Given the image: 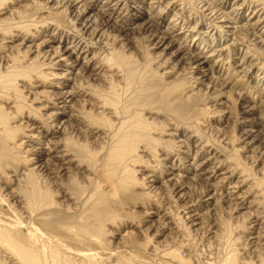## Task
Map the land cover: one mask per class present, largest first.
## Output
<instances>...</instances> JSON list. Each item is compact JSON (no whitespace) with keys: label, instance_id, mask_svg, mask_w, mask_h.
Returning <instances> with one entry per match:
<instances>
[{"label":"bare ground","instance_id":"6f19581e","mask_svg":"<svg viewBox=\"0 0 264 264\" xmlns=\"http://www.w3.org/2000/svg\"><path fill=\"white\" fill-rule=\"evenodd\" d=\"M29 1L37 5L35 11H23L22 5H29L21 3V13L13 11L15 20L0 16V34L9 42L0 45L9 50L18 40L16 45L23 43L27 53L12 57L5 67L0 64V264H149V256L156 264H192V259L195 264H264V226L249 220L255 197L247 200L249 187L241 190L252 177L247 183L261 194L256 200L261 199L257 202L264 211V0ZM39 26L43 31L34 39L31 29ZM63 31L71 34L56 42L53 35L60 32L61 38ZM136 33L151 36V48L169 55L168 69L181 76L177 81H161L150 65L153 57L146 63L151 68L143 64L139 70L129 52L119 50ZM127 34L134 36L125 39ZM196 83L212 89L210 99L219 108L211 116L229 118L236 102L246 124L242 145L259 165V175L235 153L228 156L233 165L225 166L214 156L216 149L201 154L205 143L197 149L201 130L193 126L208 111L204 103L191 102L196 96L187 85ZM157 107L171 120L162 112L161 117ZM165 119L172 126L163 130ZM179 126L193 129L176 135ZM193 145L194 156L187 160ZM233 146L229 150L234 152L238 147ZM140 155L155 163L146 168ZM142 161L140 173L136 163ZM192 181L203 188L195 198L186 186ZM129 185H144L142 196L148 200L137 202ZM167 185L174 189V201L162 189ZM218 203L246 210L240 214L249 221L240 227L249 230L248 237L226 216L222 230L210 232L218 243L208 240V247L217 248L201 259L196 241L195 246L183 237L199 235L206 218L220 209ZM172 207L182 213L180 223ZM132 209L163 229L165 243L155 239L157 245L152 244L150 233L142 235L143 242L137 240L144 228L127 219ZM134 225L135 231L128 229ZM133 233L137 238H130ZM129 239L133 241L124 243ZM239 239L245 249L238 246ZM118 241L124 243L121 248ZM180 250L186 251L185 258Z\"/></svg>","mask_w":264,"mask_h":264},{"label":"rangeland","instance_id":"374dc122","mask_svg":"<svg viewBox=\"0 0 264 264\" xmlns=\"http://www.w3.org/2000/svg\"><path fill=\"white\" fill-rule=\"evenodd\" d=\"M17 0H6V1H3L4 3H2L1 5L3 6H0V16H8V18L6 19L7 21H9V20H11V21H13V20H15V18H16V12L14 13L13 11H17V12H20L21 13V11L23 10V11H28L27 9H31L32 11L34 10H36L37 9V5L35 6L34 4L32 5V4H29V0H18L17 2H16ZM0 2H1V0H0ZM21 3H28V5L29 6H23L22 5V10H21V7L19 6V4H21ZM5 6V7H4ZM13 7V8H12ZM16 7H17V9H16ZM19 7V8H18ZM6 8H7V10H6ZM12 8V11L10 10ZM36 8V9H35ZM19 9V10H18ZM11 11V12H10ZM40 11V10H39ZM7 12H10V13H7ZM6 13H7V15H6ZM15 14V15H14ZM11 15V17H9ZM12 15H13V18H12ZM68 14L67 13H63V16H64V18L67 16ZM11 21H9V22H11ZM164 23V22H163ZM42 25V24H41ZM71 26V25H70ZM40 27V26H39ZM42 28H44V26L42 25L41 26ZM41 27L40 28H38L37 29V31L34 29V28H32L31 29V33H33L32 35L34 36L33 38L35 39L36 37H39L40 35H41V31H43V29H41ZM41 31H40V30ZM64 32V35H62V37L60 38V32L58 33H55V35H53L54 37H55V41L57 42L58 40H62L63 38H64V36H68L69 34H71L70 32L68 33L67 31H63ZM112 32V31H111ZM111 32H109L110 34H111ZM36 34V35H35ZM118 34V33H117ZM20 35V34H19ZM128 35V36H127ZM127 35H124L123 37L125 38V39H127V38H129V37H133L134 35H131V34H127ZM23 36V35H22ZM125 36H127V37H125ZM139 36V37H138ZM137 36V33H136V36H134L133 38H132V40H133V42L131 41H127V46H129V47H125L126 46V44L124 45V46H122V48L121 47H119V50H121L122 49V51H123V49H124V51L123 52H125L126 54L128 53L129 54V56L131 55V57H132V59H133V65L135 66V67H137L139 70L141 69V66L143 65V64H146V63H150V65L152 66V69L154 70V67H155V70L157 71V76H159V78H161V81H163V79L165 80V78H166V80L165 81H171V82H174L175 80H176V78H177V80H178V78L179 77H181V76H175V71H173V70H169L168 69V67L171 65V62H172V60H171V58L169 57V55H165L164 53H161L160 51H159V49H156V48H151V45H149V43H150V41L152 42V38H151V36L149 37V36H144L143 34H140V35H138ZM141 36V37H140ZM2 35L0 34V39H2ZM57 37V38H56ZM143 37V38H142ZM145 37V38H144ZM148 37V39H146ZM14 38H17V37H14ZM124 38H122L124 41H125V39ZM139 38V39H138ZM151 38V39H150ZM6 39H9V38H6ZM134 39H135V41L137 42H135L134 41ZM2 40H4V41H2ZM2 40H0V43H1V45H6L7 43H9V42H6L5 41V39H2ZM147 40V41H146ZM2 41V42H1ZM18 42V40H16V41H14L13 42V44H15V45H13L12 46V48H9V50L8 49H6L5 47H3V46H1L0 45V60H1V62H0V64L3 66V67H5L6 66V64H8V63H10L9 61H10V59L12 58V57H14V56H17V55H20V56H22V54H24V52L26 53V51H23V43H21V45H16V43ZM115 42H117V41H115ZM126 42V41H125ZM135 42V43H134ZM145 42V43H144ZM138 43H140L137 47H135ZM144 43V44H143ZM133 44V45H132ZM146 44V46H144ZM142 45V46H141ZM96 45H92V47H90V49L91 50H96L97 51V49H95L96 47H95ZM22 47V48H21ZM142 47V48H141ZM126 48V49H125ZM136 48V49H135ZM139 48V49H138ZM116 49H118V48H116ZM130 49V50H129ZM9 51H10V53H12V54H10L9 53ZM18 51H19V54H18ZM159 51V52H158ZM22 54H21V53ZM27 54V53H26ZM97 54V53H96ZM95 54V55H96ZM147 54H149V56L147 55ZM5 55V56H4ZM32 55V54H31ZM98 55V56H97ZM96 55V57H100L99 56V54H97ZM3 56V57H2ZM7 56V57H6ZM148 56V57H147ZM167 56V59H165V57ZM152 57L154 58V61H153V59H152ZM4 58V59H3ZM6 58V59H5ZM98 58L95 60V61H97L98 60ZM170 58V59H169ZM146 59H147V61H146ZM152 59V60H151ZM165 59V60H164ZM8 60V61H7ZM148 60L150 61V62H148ZM164 60V61H163ZM3 61H5L4 62V64H3ZM146 61V62H145ZM163 61V62H162ZM169 61H171V62H169ZM166 62V63H165ZM6 63V64H5ZM164 63V64H163ZM159 64V65H158ZM228 64H231L230 62L228 63ZM0 65V68H2V66ZM146 65H148V64H146ZM153 65H155V66H153ZM158 65V67L156 68V66ZM164 65H166L165 67L167 68H165L164 67ZM149 66V65H148ZM151 66H149L150 68H151ZM160 68H161V70H160ZM166 69V70H165ZM230 69V68H229ZM154 70V71H155ZM164 70V71H163ZM167 71V72H166ZM163 73V74H162ZM154 74H155V72H154ZM173 74V75H172ZM165 75H166V77H165ZM168 75V76H167ZM188 75V74H187ZM157 76H156V74H155V77L157 78ZM164 76V77H163ZM173 76V77H172ZM235 76V73L232 75V77L231 78H233ZM172 79H171V78ZM155 78V79H156ZM167 78H168V80H167ZM191 78V77H190ZM189 79V78H188ZM176 80V81H177ZM243 81V80H242ZM95 82V81H94ZM242 83V82H241ZM200 87H199V86ZM191 86V87H190ZM195 88H194V87ZM187 87H189L190 89H192V90H194V91H192L193 93H192V96L194 95V96H196V100H195V97L193 98V97H191V98H193V99H191V102L192 103H196V104H200L201 103V105H203L202 103H204V106H205V111L207 110L208 111V114H207V112H206V114L207 115H205V113H204V115H202L201 116V120L197 123V124H199V125H195V126H193V128L195 129H197V130H201V132L203 133V134H201V132H198V133H200L199 134V137L198 138H196L197 136H195L194 138H196L197 139V143H199V144H196L195 143V145L197 146V149H198V147H199V145L200 146H202L203 145V143H205L203 146V149H202V153L201 154H206V149H207V151H210V150H212V151H214L215 149H216V151L217 152H215V154H214V156L216 157V156H218V157H216L218 160H222L223 161V163H225V164H223V165H233V161H232V163H230L231 162V157L229 158L228 156L231 154H233V153H235L236 154V156L238 157H236V159L237 160H240V161H242V163H243V166L246 168V169H248V170H251V172H254L255 174H257V175H259L258 173H257V168H259V165L257 166V165H255L256 164V162H254V160H252L251 159V161H250V157H248V155H249V153L250 152H248V151H246V149L248 150V148H245V146H243L242 144H243V142H244V136H242V135H244V134H242L241 133V130L243 129V128H245L246 126V124H245V122H243V121H241L240 119V116H242V114L239 112V109L237 108V104H236V102H232V104H231V106H230V112H229V115H228V117L229 118H226L225 116H223V115H221L220 117H217V116H211L212 115V113H211V111H213V110H217V108H219V106L218 105H213V100L212 99H210L211 97L209 96V95H211L210 93L212 92V89H210V90H208V89H205V86H204V84L203 83H196V84H192V85H190L189 84V86L187 85ZM184 88V89H189V88ZM193 87V88H192ZM197 87H198V89H197ZM96 88H99V86L97 85L96 86ZM201 89V90H200ZM198 90V91H197ZM207 90V91H206ZM25 89H24V91L22 90V92L24 93V94H26L25 93ZM206 91V92H205ZM198 92V93H197ZM201 92V93H200ZM204 92V93H203ZM196 93V94H195ZM202 94V95H201ZM206 94H208V96L206 95ZM226 94H228V93H226ZM202 96H204V97H202ZM197 97H198V99H197ZM29 98H31L30 97V94H27V96H26V100H29ZM201 98H204V99H202L201 100ZM38 100L39 99H37V100H33L32 101V103H34L33 105H37L38 104ZM195 100V101H194ZM37 101V102H36ZM211 103H210V102ZM36 102V103H35ZM188 102V101H187ZM191 102H189V103H191ZM208 104H210V105H208ZM206 105H208V106H206ZM211 106V107H210ZM213 106V107H212ZM206 107H208V109H206ZM158 109H159V107H157ZM209 108H210V110H209ZM212 109V110H211ZM235 109V110H234ZM155 110H157L156 108H155ZM234 110V111H233ZM159 112H160V116L162 117L163 116V114L161 115V112H162V110L160 111V109H159ZM162 113H165L164 115L167 117V119H170L171 120V117H170V115H169V113H167V112H162ZM167 113V114H166ZM211 117H209V116ZM206 117V118H202V117ZM208 116V117H207ZM164 118V117H163ZM163 118H157L158 120H162ZM208 118V119H207ZM217 118V119H216ZM205 119V120H204ZM206 119H207V121H206ZM223 119V120H222ZM229 119V120H228ZM232 119L234 120V121H232ZM168 120H164V122L162 121L161 122V124L160 123H158V124H160L161 126L163 125V124H165V125H163L162 127H166V128H164L163 130H166V129H168V128H171V124H168V123H170V122H167ZM172 121L174 122L175 120H173V118H172ZM204 121V122H203ZM225 121V122H224ZM212 122V123H211ZM229 122V123H228ZM227 123V124H226ZM225 124V125H224ZM25 124H23V122H22V126H24ZM169 125V126H168ZM202 127H201V126ZM205 127H204V126ZM213 125V126H212ZM215 125V126H214ZM224 125V126H223ZM167 126H168V128H167ZM199 129H198V128ZM207 127V128H206ZM214 127V128H213ZM215 127H217V128H219L220 130L217 132L216 130H215ZM24 128H25V126H24ZM23 128V130H25ZM192 128V129H193ZM204 128V129H203ZM229 128V129H228ZM191 128H182V126L180 127H178V130L176 131V135H180V134H188L189 135V133H191V131L190 130H192ZM223 129H224V131H223ZM162 130V131H163ZM187 130V131H186ZM228 130H230L229 132H228ZM158 131H160V130H158ZM157 131V132H158ZM161 131V132H162ZM170 131H172V130H170ZM232 131V132H231ZM161 132H158V133H161ZM205 132V133H204ZM88 133V132H87ZM220 133V134H219ZM225 133H228L227 135L225 134ZM89 134V133H88ZM210 134H211V136H212V138L210 137ZM240 134V135H239ZM162 135H164L163 133H162ZM200 135H202V137L200 136ZM208 136V138H206L207 140H209V141H205L206 139H205V137H207ZM214 136V137H213ZM228 136V137H227ZM232 136V137H231ZM235 136V137H234ZM85 137H88V135L87 134H85ZM163 137H165V138H170L171 136H168V135H164ZM202 138V140H201V138ZM172 138V137H171ZM205 140H204V139ZM219 138V139H218ZM231 138H232V140H231ZM233 138H236L237 140H234ZM239 138V139H238ZM200 139V140H199ZM212 139V140H211ZM227 140V142L226 143H223V142H225L224 140ZM215 140V141H214ZM216 140H217V142H216ZM214 141V142H213ZM223 141V142H222ZM210 144H209V143ZM214 144H213V143ZM217 144H216V143ZM229 142V143H228ZM206 143H208V144H206ZM223 143V144H222ZM212 145V146H211ZM215 145H219V146H216V148L214 147ZM233 145H235L236 147H238L237 148V150L236 151H230V150H233V148H234V146ZM159 146V145H158ZM162 145H160L159 146V148L162 150L163 148L161 147ZM170 146H172L171 144H170ZM195 146V147H196ZM207 146V147H206ZM222 146V147H221ZM223 146H227V147H229V148H227V147H223ZM194 147V145L193 146H190L189 147V149L187 150V152H189L188 153V155H187V158H185V159H187V160H192L191 158L194 156V150L196 149ZM213 147H214V149H213ZM158 148V150H157V152H158V154H160L161 152H160V149ZM172 148H173V146H172ZM205 148V149H204ZM208 149H210V150H208ZM230 149V150H229ZM239 149V150H238ZM164 150V149H163ZM190 150V151H189ZM229 150V151H228ZM175 150H173V152H174ZM176 152V151H175ZM200 151H198V153H199ZM204 152V153H203ZM223 152V153H222ZM232 152V153H231ZM226 153V156L224 155ZM230 153V154H229ZM175 154V153H174ZM172 155V158H175L176 156L175 155ZM219 154V155H218ZM183 155V154H182ZM230 155V156H231ZM240 155V156H239ZM247 156V157H245V159H244V157L243 158H241V156ZM141 156V158H140V160H143L144 162H146L144 165H145V167H146V164H147V167L146 168H150L151 167V165L152 164H154L155 162V159L154 160H151L152 158H150V157H147V156H145L144 158H143V156L142 155H140ZM224 156V157H223ZM188 157H189V159H188ZM198 157V156H197ZM226 157L227 158H229V159H226ZM171 158V159H172ZM196 158V157H195ZM221 158H224V159H221ZM247 158V159H246ZM197 159V158H196ZM245 161H244V160ZM147 160V161H146ZM151 160V161H150ZM228 160V161H227ZM233 160H235V159H233ZM143 161H142V163H136V168H141V170L140 169H136L137 171H139L140 173H141V171H142V167L141 166H144L143 165ZM164 162H166V160H163ZM162 161V162H163ZM227 161V162H226ZM230 161V162H229ZM217 162V161H216ZM216 162H214V163H216ZM230 163V164H226V163ZM250 162V163H249ZM251 162L253 163L252 165H251ZM137 164H141V165H137ZM148 164L150 165V167H148ZM254 165V166H253ZM248 166V167H247ZM134 167V168H135ZM253 170V171H252ZM136 171V173H134V176L135 175H137V176H139L140 175V173H138ZM256 171V172H255ZM253 181V178L251 177L249 180L247 179L246 181H244L245 183L243 184V186H242V189L241 190H243V189H245L244 191H247L246 189H248V187H249V192L247 193V200H250V199H252L253 197H255V198H253V202L254 203H256V204H254L253 202V205L251 204V208H250V211L251 210H253V212L255 213V214H253V212L251 211V217H250V219L249 220H251V219H254L255 220V223H257V224H261V226H264L263 225V223H264V211H262L263 209V207H262V205H260V204H258V200H261V199H258V200H256L257 198H260L261 197V194L259 193V192H256L255 190H256V187H254V186H250L251 185V183H247V182H252ZM193 183V184H192ZM199 184L200 183H198V182H191L190 183V185H186L187 187H188V189H189V193H190V195L192 196V197H197L198 195H200V191L203 189L202 187H201V184H200V186H199ZM228 184V183H227ZM165 185V184H164ZM131 185H129V187H130ZM134 187H135V185H133ZM130 187V188H132L131 190L130 189H128L130 192H135L134 193V197H135V195H137L138 196V198L137 199H135L136 201L137 200H139L140 198L142 199V201L143 202H146L147 200H146V196L143 194V196H142V192L145 190L143 187H144V185H139L138 187H136V188H134V187ZM254 187V188H253ZM173 188V187H172ZM170 186H163L162 187V189L165 191V194H167V197H169V199H170V201L171 200H173L174 201V198L171 196L173 193H174V189H172ZM202 188V189H201ZM253 190H252V189ZM140 189V190H139ZM201 189V190H200ZM136 190V191H135ZM143 190V191H142ZM191 190V191H190ZM194 190H196V191H194ZM200 190V191H199ZM142 191V192H141ZM221 191H222V188H221V190H219V193H221ZM251 191V192H250ZM253 191V192H252ZM258 193V194H256V193ZM171 193V194H170ZM170 194V195H169ZM140 195V196H139ZM202 195V194H201ZM259 195V196H258ZM170 196H171V198H170ZM258 196V197H257ZM135 200H129V201H131V202H133V201H135ZM146 200V201H145ZM199 200H201L200 199V196H199V198H198V202H199ZM255 200V201H254ZM135 201V202H136ZM252 201V200H251ZM137 202H139V203H141V201L139 200V201H137ZM172 204H175L174 202H171ZM176 203H177V200H176ZM180 204H182L181 202H180ZM219 204V206L221 205L220 203H218ZM258 205H260V206H258ZM137 206H139V205H137ZM172 206H174V205H172ZM225 206H220V209H219V207H217V209H216V211H215V213H213L211 216H209V217H207L206 218V220H205V222H204V229H203V232H202V229H201V233L199 234V235H194L193 233H191L190 234V236L189 237H183L184 239H185V241H186V239L187 238H189V240L191 241L192 240V242H193V244H194V241H196V243H197V245L198 246H196V243L194 244L196 247H197V251H201V253H203V254H201L200 255V258H201V256H202V258L201 259H203L204 257L206 258V257H209V256H211L210 255V253L212 252V251H214V248H217L216 247V245H212L211 247H212V250H211V247H208V240H210V241H212V243L211 244H216V243H218V242H216V241H214V239H211L210 238V236H212L213 234H210V232H212L215 228H217V229H215V230H222L221 228L222 227H224V226H221L222 224V222H223V225L225 224V222H224V220L223 219H225V221L226 222H228L227 220H229V223L232 221V223L235 225V223H236V228H237V230L238 231H240V233H242V235H243V237H244V235H247L246 237H244V238H247L248 237V232H249V230H245L244 232H243V230H244V228H241L240 226V224H244V223H246V222H248L247 221V219L246 218H244L243 219V216H244V214H240V212H242V211H246V210H238V209H232V208H229V207H225V209H223L222 210V208H224ZM175 208V207H174ZM137 209H139V207L138 208H136V210ZM172 209H173V207H172ZM133 210H135V209H132L130 212L129 211H127L126 213L127 214H129L130 213V215H129V217L127 218V219H129L130 221H132V222H134L135 224H139V225H142L141 227L142 228H144V230H142V234L140 233V234H138L139 235V239L136 237L137 236V234L136 233H133L132 234V236L130 237V238H137V240L139 241V242H141L142 240L140 239V238H142L143 236L142 235H147V234H153V235H151L150 236V240L153 238V241H149V242H151L152 244H154L155 243V241L156 240H163V243H165V238H164V234H165V232H163L162 230V228L160 227H158V225H157V223L156 222H154V224H152V225H150V222H148V221H145L146 219H147V217H142L141 216V213H136L137 211H133ZM174 211L176 210H178L177 211V214H178V212H179V217L177 216V218L180 220L179 221V223L181 222V219L182 218H180L181 216H180V211H179V209H173ZM228 210V211H227ZM236 210V211H235ZM132 211H133V213L134 214H136V215H133V217L131 216L132 214ZM174 211H172V212H174ZM175 211V212H176ZM234 211V212H233ZM225 214H224V213ZM227 213V214H226ZM139 214H140V220H139V218H137L138 220H139V222H137L138 220H136V217H138L139 216ZM182 214V213H181ZM220 214V215H219ZM253 214V215H252ZM257 214V215H256ZM175 215H176V213H175ZM217 215V216H216ZM259 215V216H258ZM131 216V217H130ZM226 216H230L228 219L226 218ZM253 216V217H252ZM255 216H258V217H255ZM212 217H214V218H212ZM225 217V218H224ZM143 220H142V219ZM227 219V220H226ZM185 220H183L182 221V223L184 222ZM215 221V222H214ZM236 221V222H235ZM242 221V222H241ZM148 222V223H147ZM260 222V223H259ZM208 223V224H207ZM221 224V225H220ZM231 224V223H230ZM147 225L149 226V227H147ZM206 225V226H205ZM209 225V226H208ZM219 225H220V227H219ZM146 226V227H145ZM239 226V227H238ZM135 225L133 226V227H130V228H128V229H131V230H136L135 228ZM219 227V228H218ZM158 228H159V230H158ZM207 229V230H206ZM213 229V230H212ZM241 229V230H240ZM209 230V231H208ZM168 231V230H167ZM147 232V233H146ZM163 232V233H162ZM217 232V231H216ZM195 233V232H194ZM244 233V234H243ZM192 234H193V236H192ZM141 235V236H140ZM153 236V237H152ZM166 236V235H165ZM196 236V237H195ZM152 237V238H151ZM167 237V236H166ZM181 236H177L176 237V239L177 240H179V239H181L180 238ZM209 237V238H208ZM182 238V239H183ZM193 238H194V240H193ZM204 238V239H203ZM108 239H109V237H108ZM156 239V240H155ZM197 239V240H196ZM203 239V240H202ZM243 239V238H242ZM130 241H133V239H129V240H126L124 243H128V242H130ZM262 240H260L259 242H261ZM119 242V241H118ZM143 242V241H142ZM199 242H202V243H205V244H203V245H207V247L208 248H210V250H208L207 251V247H206V250H205V247L202 245V243H200L199 244ZM241 242H244V240L242 241V240H238L237 241V244H239L238 246H240V248L242 247V248H246V247H243L244 245V243H241ZM245 242H246V240H245ZM111 243V242H110ZM121 242H119V244H118V246H120L119 248H121V246H122V244H124V243H121ZM207 243V244H206ZM112 244V246H113V243H111ZM129 244V243H128ZM150 244V243H149ZM151 245V244H150ZM155 245H157L156 243H155ZM193 245V246H194ZM194 246V247H195ZM203 246V247H202ZM248 246H250V245H248ZM202 249H204V250H202ZM218 250V249H217ZM264 249H262L261 251H263ZM206 253H205V252ZM242 250H239L238 252H241ZM183 250H180V253H181V256L182 257H184L185 258V256H187V254H186V251L184 252L186 255H184L183 254ZM209 252V253H208ZM205 253V254H204ZM146 254V253H145ZM207 254H209V255H207ZM141 255V254H140ZM147 255V254H146ZM207 255V256H206ZM244 255V254H243ZM147 257H148V255H147ZM150 257V258H149ZM146 260H148V261H150L151 263H149V264H156L157 263V259H155L154 257V259H151V256H149ZM204 258V259H205ZM192 261L194 262H192V264H195L196 262L192 259Z\"/></svg>","mask_w":264,"mask_h":264}]
</instances>
